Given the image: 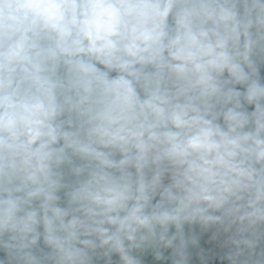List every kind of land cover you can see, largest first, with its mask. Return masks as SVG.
I'll return each instance as SVG.
<instances>
[{"label": "clouds", "instance_id": "9594fccd", "mask_svg": "<svg viewBox=\"0 0 264 264\" xmlns=\"http://www.w3.org/2000/svg\"><path fill=\"white\" fill-rule=\"evenodd\" d=\"M0 264H264V0H0Z\"/></svg>", "mask_w": 264, "mask_h": 264}]
</instances>
